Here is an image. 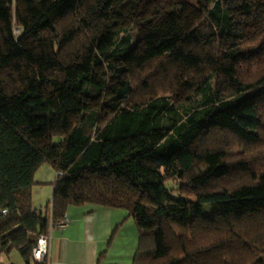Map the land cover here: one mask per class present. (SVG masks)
I'll return each instance as SVG.
<instances>
[{"label":"trees","instance_id":"obj_1","mask_svg":"<svg viewBox=\"0 0 264 264\" xmlns=\"http://www.w3.org/2000/svg\"><path fill=\"white\" fill-rule=\"evenodd\" d=\"M139 1L0 0V253L49 264L32 260L39 237L70 207L92 205L133 218L132 264H264V176L212 189L230 177L219 157L231 140L263 139L264 92L237 99L264 87V27L246 33L264 2L198 0L203 18L151 36L124 78L114 65L131 48L125 22ZM104 64L115 75L109 96L95 76ZM180 74L194 108L168 97ZM44 165L56 173L51 216L32 204ZM246 221L252 231L234 228Z\"/></svg>","mask_w":264,"mask_h":264},{"label":"rangeland","instance_id":"obj_2","mask_svg":"<svg viewBox=\"0 0 264 264\" xmlns=\"http://www.w3.org/2000/svg\"><path fill=\"white\" fill-rule=\"evenodd\" d=\"M251 1L264 2V0ZM203 16L204 14L198 0H140L135 16L130 21L125 22L128 34L132 38L131 48L127 58L120 65L116 63L114 68H124L126 71L123 77L127 78L132 64L142 61L147 56V50H149L150 53L151 48L149 43L151 41V36H171L173 34L183 33L189 30L196 22L203 18ZM263 27L264 19L261 22H252L247 27L246 33H259ZM15 28L17 30V26H15ZM15 33H13L14 36H20L22 34L21 32L18 34V30L15 31ZM95 76L96 78L106 79L109 82L106 91V94L109 96L116 87L114 69H110L107 64H104L102 68L96 70ZM176 80H178L177 87L168 95L170 101L177 106H185L188 109L194 108L196 105L195 102L199 100V97L193 94V87L182 74H180ZM262 92H264V87L244 94L238 98L237 101L241 102L246 98ZM219 159L221 163L228 164L231 174L229 178L215 182L212 189L221 190L225 187L231 189L232 187H238L244 183H258L261 181V177L264 176V134L260 144L253 147L231 140L227 147L223 148ZM37 178L51 183L56 181V173L50 165H44L38 170L36 179ZM179 185L180 182L178 180H173V182L168 183L167 189L169 191L170 189L177 191ZM46 193L47 191L44 190L41 195L37 196V203H41L40 206H42L43 209L47 207V201L51 199L45 200ZM178 195V192L175 194L173 193V197ZM185 197H187L193 206H197L196 198L190 194V192L186 193ZM211 214L212 209L205 207V215ZM249 222L250 221L242 222V224L238 226L236 224L234 228L236 230L245 228V230L249 229V231H252V228L250 229L252 224ZM0 264L25 263L17 251H12L8 255L0 253Z\"/></svg>","mask_w":264,"mask_h":264},{"label":"crops","instance_id":"obj_3","mask_svg":"<svg viewBox=\"0 0 264 264\" xmlns=\"http://www.w3.org/2000/svg\"><path fill=\"white\" fill-rule=\"evenodd\" d=\"M36 175L32 204L42 210L37 196L46 190L45 200L51 201L55 181L36 179ZM65 218L69 220L66 227L51 234L49 264H132L139 234L135 221L125 210L73 206Z\"/></svg>","mask_w":264,"mask_h":264},{"label":"built area","instance_id":"obj_4","mask_svg":"<svg viewBox=\"0 0 264 264\" xmlns=\"http://www.w3.org/2000/svg\"><path fill=\"white\" fill-rule=\"evenodd\" d=\"M17 30H18V34H19L21 31L19 29H17ZM17 30L15 29V31H17ZM15 31H14V33H15ZM51 201L47 205V206H49V215L50 216H51V209H52V202ZM2 213L6 215V211H2ZM68 223H69V220H67L66 218L57 224L50 223L48 234L41 235L37 241L35 248L33 249L32 260L34 262H36V263H43L44 261L49 262L51 234L55 229L66 227V225Z\"/></svg>","mask_w":264,"mask_h":264}]
</instances>
